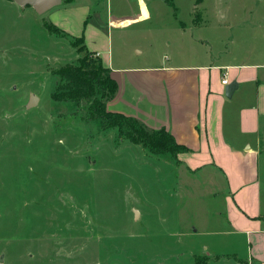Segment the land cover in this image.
Wrapping results in <instances>:
<instances>
[{
  "label": "rangeland",
  "instance_id": "rangeland-1",
  "mask_svg": "<svg viewBox=\"0 0 264 264\" xmlns=\"http://www.w3.org/2000/svg\"><path fill=\"white\" fill-rule=\"evenodd\" d=\"M145 2L150 18L117 29L108 19L136 17L138 0H62L43 14L0 0V264L247 260L246 244L224 234V186L214 195L172 154L132 141L130 125L93 117L94 98L65 97L59 70L77 65L86 43L73 47L45 25L79 38L109 28L116 56L166 60L207 50L217 60L264 63V0ZM182 21L195 43L177 38ZM31 95L38 100L28 107ZM260 157L264 198V150Z\"/></svg>",
  "mask_w": 264,
  "mask_h": 264
},
{
  "label": "crops",
  "instance_id": "crops-1",
  "mask_svg": "<svg viewBox=\"0 0 264 264\" xmlns=\"http://www.w3.org/2000/svg\"><path fill=\"white\" fill-rule=\"evenodd\" d=\"M138 6L141 10H135L136 17L119 24L117 21L129 17L111 16L109 27L119 29L132 20L151 17L145 0H138ZM203 16L200 24L191 16L193 27L209 23L208 15ZM85 23L91 26L87 18ZM188 26L181 22L177 38L189 36L195 43L197 38ZM90 29L81 36L88 49L101 56L118 84L108 110L132 116L149 129L164 128L184 145L186 149L175 158L187 177L209 185L214 195H218L215 187L226 189L224 212H220L226 220L224 234L234 236L235 241L241 239L248 250L247 260H236L237 264H264V198L259 172L264 150V63L226 62L220 56L217 60L207 50L181 52L166 60L134 58L123 52L116 56L109 28ZM224 77L228 84L223 83Z\"/></svg>",
  "mask_w": 264,
  "mask_h": 264
},
{
  "label": "trees",
  "instance_id": "trees-1",
  "mask_svg": "<svg viewBox=\"0 0 264 264\" xmlns=\"http://www.w3.org/2000/svg\"><path fill=\"white\" fill-rule=\"evenodd\" d=\"M45 27L60 36L68 35L72 39L73 47H77V41L85 43L83 36L79 38L66 31L64 33L55 24L48 25L46 23ZM77 51L78 53L84 51L87 55L81 56L77 61V65L67 63L59 70L64 80L61 89L65 92L66 98L73 99L74 96H79L80 99L84 97L88 100L94 98L90 112L93 117L104 122L107 119H114L119 125V130L124 125H130L132 128H129L131 131L129 137L132 141L141 143L152 152H168L176 156L177 152L186 149L184 145L177 143L173 135L164 128H160V130L149 129L132 116L109 111L107 105L118 91V84L112 77L111 70L104 66L101 56L97 55L95 57L96 54L91 53L85 44L82 49L77 47ZM56 99L60 100L58 96H56Z\"/></svg>",
  "mask_w": 264,
  "mask_h": 264
},
{
  "label": "water",
  "instance_id": "water-1",
  "mask_svg": "<svg viewBox=\"0 0 264 264\" xmlns=\"http://www.w3.org/2000/svg\"><path fill=\"white\" fill-rule=\"evenodd\" d=\"M22 7L31 6L37 10L38 13L43 14L48 12L51 8L58 6L62 0H11ZM38 97L31 95L28 107L36 105Z\"/></svg>",
  "mask_w": 264,
  "mask_h": 264
},
{
  "label": "built area",
  "instance_id": "built-area-1",
  "mask_svg": "<svg viewBox=\"0 0 264 264\" xmlns=\"http://www.w3.org/2000/svg\"><path fill=\"white\" fill-rule=\"evenodd\" d=\"M222 81H223L224 84H228V81H227V78H226V77H224V78L222 79Z\"/></svg>",
  "mask_w": 264,
  "mask_h": 264
}]
</instances>
